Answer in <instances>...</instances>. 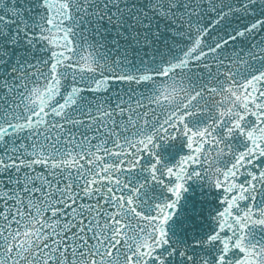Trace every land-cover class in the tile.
<instances>
[{"label":"snow or ice","instance_id":"1","mask_svg":"<svg viewBox=\"0 0 264 264\" xmlns=\"http://www.w3.org/2000/svg\"><path fill=\"white\" fill-rule=\"evenodd\" d=\"M0 264H264V0H0Z\"/></svg>","mask_w":264,"mask_h":264}]
</instances>
